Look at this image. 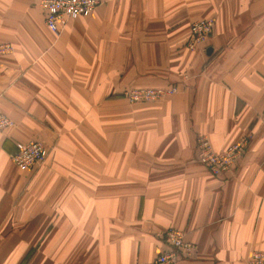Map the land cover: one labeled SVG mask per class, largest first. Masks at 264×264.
I'll use <instances>...</instances> for the list:
<instances>
[{
    "label": "crops",
    "instance_id": "crops-1",
    "mask_svg": "<svg viewBox=\"0 0 264 264\" xmlns=\"http://www.w3.org/2000/svg\"><path fill=\"white\" fill-rule=\"evenodd\" d=\"M40 0H0V264H146L167 229L196 251L176 264H247L264 251V0H102L49 31ZM212 19L201 49L192 23ZM176 87L129 104L132 88ZM245 135L236 167L216 153ZM44 161L18 169L17 146Z\"/></svg>",
    "mask_w": 264,
    "mask_h": 264
},
{
    "label": "built area",
    "instance_id": "built-area-1",
    "mask_svg": "<svg viewBox=\"0 0 264 264\" xmlns=\"http://www.w3.org/2000/svg\"><path fill=\"white\" fill-rule=\"evenodd\" d=\"M102 0H40L39 9L44 24L53 34L58 35L69 21L87 17L100 5ZM214 22L212 19L196 21L189 27L186 49L195 52L203 48L212 35ZM12 52L9 44H0V56ZM177 92L176 87L132 88L123 92V98L129 103H152ZM13 126V122L0 109V131ZM250 136L245 135L237 142L229 145L223 152L216 153L209 140L199 136L196 141L195 160L211 175L217 177L231 172L239 159L244 155L250 143ZM46 157L42 143L31 141L17 146L11 155L18 169H29L40 165ZM167 245L153 261L146 264H176L181 258H191L196 247L185 238L182 231L167 229L160 235ZM247 264H264V251H252L247 257Z\"/></svg>",
    "mask_w": 264,
    "mask_h": 264
}]
</instances>
